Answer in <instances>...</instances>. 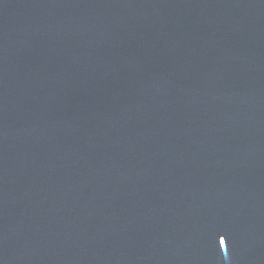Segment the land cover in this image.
<instances>
[{
    "label": "water",
    "instance_id": "obj_1",
    "mask_svg": "<svg viewBox=\"0 0 264 264\" xmlns=\"http://www.w3.org/2000/svg\"><path fill=\"white\" fill-rule=\"evenodd\" d=\"M0 264H264V0H0Z\"/></svg>",
    "mask_w": 264,
    "mask_h": 264
}]
</instances>
